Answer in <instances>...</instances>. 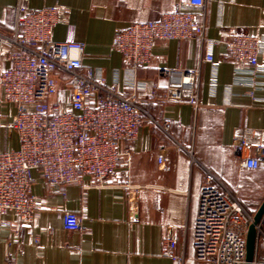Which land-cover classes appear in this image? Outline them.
I'll list each match as a JSON object with an SVG mask.
<instances>
[{
    "label": "crops",
    "instance_id": "0c3cea01",
    "mask_svg": "<svg viewBox=\"0 0 264 264\" xmlns=\"http://www.w3.org/2000/svg\"><path fill=\"white\" fill-rule=\"evenodd\" d=\"M175 4L176 0H28L32 10L61 9L53 39L65 41L73 26L75 40L87 50L84 69L92 68L97 81L124 96L133 94L140 82L149 84L147 91L137 94L143 126L137 138L119 146L121 160L130 164L131 182L142 191L132 229L134 212L114 200L120 178L113 181L117 188L50 186L34 171L32 192L41 205L34 234L26 235L18 217L9 213L0 235V264H174L163 255L164 227L175 228L177 264H211L197 260L193 238L208 174L255 216L264 202V158L258 168L241 162L264 146V103L252 104L247 89L233 83L234 62L225 42L229 29H245L258 38L264 66V0H205L204 16L199 18L207 24L203 39L159 41L149 65L127 66L114 48L117 33L134 23L159 21ZM16 8L17 0H0V34L13 33ZM208 55L212 60L207 61ZM9 65L7 56L0 59V80ZM192 70L199 71V107L168 100L167 90L154 93L156 82L177 87L180 73ZM56 75L68 79L62 70ZM258 95L264 97V90ZM69 98L70 91L62 87L54 101ZM15 112L0 84V152L20 147L19 134L10 126ZM238 142L244 146L239 153ZM118 211L125 213L124 220L113 218ZM65 212L77 213L84 225L80 251L69 242ZM254 264H264V218L258 226Z\"/></svg>",
    "mask_w": 264,
    "mask_h": 264
},
{
    "label": "built area",
    "instance_id": "2783aa9c",
    "mask_svg": "<svg viewBox=\"0 0 264 264\" xmlns=\"http://www.w3.org/2000/svg\"><path fill=\"white\" fill-rule=\"evenodd\" d=\"M204 5L205 0H176L174 9L165 12L159 21L134 23L120 30L114 48L127 66H147L157 42L205 37L207 24L199 19L204 16ZM61 14L57 6L32 10L28 0H17L14 31L10 36L0 34V59L7 56L10 63L0 84L5 101L16 108L10 126L20 138L17 151L0 152V235L9 213L18 217L26 235L34 234L41 208L31 187L34 171H39L50 186L117 188L113 181L120 178L114 200L126 203L134 212L132 229L138 217L142 188L131 182L130 164L121 160L119 146L137 138L143 126L137 94L147 91L149 84L140 82L133 94L124 96L109 89L104 81H97L92 68L84 69L82 58L87 50L75 40L73 26L68 27L65 41L53 39ZM227 35L225 45L234 62L233 83L247 89L252 104L264 103V97L258 95L264 90L258 38L242 28L229 29ZM210 60L208 55L207 61ZM57 70L68 74V79L57 76ZM180 75L177 87H163L156 82L154 93L167 90L168 100L199 107V71ZM62 87L70 91V98L56 102ZM235 147L239 153L244 146L238 142ZM262 158L264 146L253 150L241 164L258 168ZM113 218L124 220L125 213L115 212ZM253 218L236 197L218 187L214 176L208 174L193 228L197 260L246 264V234ZM63 221L72 249L80 251L85 232L80 216L65 212ZM35 241L39 243L37 237ZM177 241L175 228L164 227L163 255L174 264L179 262L175 255Z\"/></svg>",
    "mask_w": 264,
    "mask_h": 264
},
{
    "label": "water",
    "instance_id": "95a60500",
    "mask_svg": "<svg viewBox=\"0 0 264 264\" xmlns=\"http://www.w3.org/2000/svg\"><path fill=\"white\" fill-rule=\"evenodd\" d=\"M264 218V202L253 218V222L249 225L246 234V264H254L255 252L258 238V226Z\"/></svg>",
    "mask_w": 264,
    "mask_h": 264
}]
</instances>
